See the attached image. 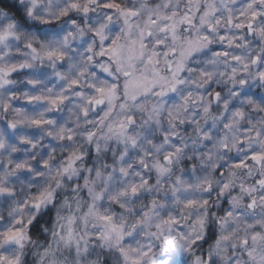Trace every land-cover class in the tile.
Returning a JSON list of instances; mask_svg holds the SVG:
<instances>
[{"label":"clouds","instance_id":"9594fccd","mask_svg":"<svg viewBox=\"0 0 264 264\" xmlns=\"http://www.w3.org/2000/svg\"><path fill=\"white\" fill-rule=\"evenodd\" d=\"M0 264H264V0H0Z\"/></svg>","mask_w":264,"mask_h":264}]
</instances>
